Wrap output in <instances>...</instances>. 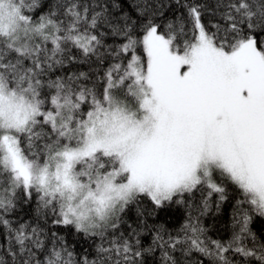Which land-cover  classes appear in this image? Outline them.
<instances>
[{"label": "snow or ice", "instance_id": "6c2138e0", "mask_svg": "<svg viewBox=\"0 0 264 264\" xmlns=\"http://www.w3.org/2000/svg\"><path fill=\"white\" fill-rule=\"evenodd\" d=\"M157 255L264 264V0H0V264Z\"/></svg>", "mask_w": 264, "mask_h": 264}, {"label": "trees", "instance_id": "16d2710c", "mask_svg": "<svg viewBox=\"0 0 264 264\" xmlns=\"http://www.w3.org/2000/svg\"><path fill=\"white\" fill-rule=\"evenodd\" d=\"M174 12L178 13L182 11V9H176L173 6ZM174 13L168 12L166 16L171 17ZM81 70L87 71V65H81ZM185 211L183 208L179 210H173L171 215H167L160 218V222H163L167 225L170 232L173 234L179 230L180 225L184 222ZM230 217H231V208L229 204L224 205V209L221 211L219 215L216 216H208L204 218V224L206 227L210 229V236L215 239H227L230 235ZM126 219L129 222L135 221V211H131L128 213ZM124 226H122L123 228ZM71 239V236H69ZM79 250V248L77 249ZM159 256L157 255L155 258H149L147 264H158Z\"/></svg>", "mask_w": 264, "mask_h": 264}]
</instances>
